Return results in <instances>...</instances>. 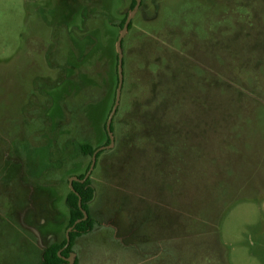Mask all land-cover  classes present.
I'll list each match as a JSON object with an SVG mask.
<instances>
[{
  "label": "rangeland",
  "instance_id": "374dc122",
  "mask_svg": "<svg viewBox=\"0 0 264 264\" xmlns=\"http://www.w3.org/2000/svg\"><path fill=\"white\" fill-rule=\"evenodd\" d=\"M131 6L0 0V264L66 239L69 180L92 163L77 144H107ZM122 51L75 261L264 264V0H142Z\"/></svg>",
  "mask_w": 264,
  "mask_h": 264
},
{
  "label": "trees",
  "instance_id": "16d2710c",
  "mask_svg": "<svg viewBox=\"0 0 264 264\" xmlns=\"http://www.w3.org/2000/svg\"><path fill=\"white\" fill-rule=\"evenodd\" d=\"M135 6H136V1L132 0L131 9H134ZM127 18H125L122 21L121 28L124 27V24H125ZM131 28H132V23L129 26V30ZM117 62H118V57L116 58V64H117ZM126 65H127V60L125 59L124 60V67H126ZM95 67H96V70H98L100 80L102 81L101 82L102 84L101 83L99 84L98 82H96V83L100 88H102L101 92L105 93L108 90L107 79H111L113 77L108 74L106 63H104L102 61H98L95 65ZM114 77H115V80L117 81V84H118V82H119L118 68L115 70ZM90 97L92 98V96H90ZM76 110H81V108L80 109L74 108L73 111L75 112ZM114 131H115V127H114V123H113L112 124V132L114 133ZM106 143H107L106 146H108L110 144L109 135H108ZM77 149H78V152L85 157H93V154L97 150V148H95L90 143H85V144L79 143V144H77ZM101 155H102V153H99L97 156V159H99L101 157ZM89 169H90V166L87 168V172L89 171ZM87 172L83 175L78 176V177L80 179H84ZM73 187H74L75 192L82 198V209L88 213L89 217L86 221L78 224L75 227V230L70 234L71 243H70L69 247L61 253V257L59 256V252L66 246L67 239H65L60 244L59 243H52L49 246H47L43 251L42 261L40 264H65L66 263L65 259L70 258V256L73 254V248H74V245H75L77 239L82 237L83 235L91 233L95 228L96 221L92 217L90 205H91V203L95 197L96 191H95V188L92 186L91 179L89 178L85 183L74 182ZM76 193L70 191L67 198H66V205L69 209V215H70L68 228L73 226V224L77 220L83 219V217H84V215L81 211V208L79 206V196ZM75 264H78L77 261H75ZM188 264H190V262ZM195 264H201L200 261H198V258L196 259ZM220 264H222V263H220Z\"/></svg>",
  "mask_w": 264,
  "mask_h": 264
},
{
  "label": "water",
  "instance_id": "95a60500",
  "mask_svg": "<svg viewBox=\"0 0 264 264\" xmlns=\"http://www.w3.org/2000/svg\"><path fill=\"white\" fill-rule=\"evenodd\" d=\"M135 1H136V6L132 10V12L130 13V15L128 16V18H127V20H126V22L124 24L122 33L119 36L118 41H117V45H116V47H117V53H118V76H119V83H118V88H117V92H116L115 103H114L113 109L111 111V114L109 116V119H108V122H107V125H106L107 133H108L109 138H110V144L108 146L100 147V148H98L95 151V153L93 154V157H92V163H91L90 169L87 172V174L85 175L84 179H80L79 177H76V176H73V177L70 178V180H69L70 189L74 193H76V192L74 190L73 183L74 182L85 183L90 178L93 170L96 167L98 154L101 151H104V150H107V149H111L114 146V144H115V138H114V135H113V132H112V124H113L114 117H115V115H116V113L118 111V107L120 105L121 96H122V90H123V85H124V55H123V51H122V43H123V39H124L125 35L127 34L128 30H129V26L132 23V20H133V18L135 16L136 12L139 10V8L141 6V3H142V0H135ZM79 206L81 208V211H82L84 217H83V219L77 220L73 224V226H71L70 228H68L67 234H66L67 244L59 252V256L60 257H61V253L65 249H67L69 247V245L71 243L70 234L75 230V227L78 224L86 221L88 219V217H89L88 213L85 210L82 209V198L80 196H79ZM65 260H66V263L65 264H75V256L73 254L70 256V258H67Z\"/></svg>",
  "mask_w": 264,
  "mask_h": 264
}]
</instances>
